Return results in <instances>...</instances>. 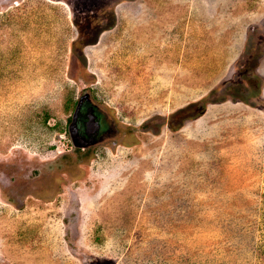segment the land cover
I'll list each match as a JSON object with an SVG mask.
<instances>
[{
    "label": "rangeland",
    "instance_id": "374dc122",
    "mask_svg": "<svg viewBox=\"0 0 264 264\" xmlns=\"http://www.w3.org/2000/svg\"><path fill=\"white\" fill-rule=\"evenodd\" d=\"M0 264H264V0H0Z\"/></svg>",
    "mask_w": 264,
    "mask_h": 264
},
{
    "label": "flooded vegetation",
    "instance_id": "af4514ba",
    "mask_svg": "<svg viewBox=\"0 0 264 264\" xmlns=\"http://www.w3.org/2000/svg\"><path fill=\"white\" fill-rule=\"evenodd\" d=\"M88 109L93 115V120L89 118L90 112H88ZM95 122L98 123L97 128L94 124ZM111 129L113 131L112 123L104 115L103 111L90 101L89 95L79 103L78 99L76 100L67 125V130L75 149L87 151L106 140H111Z\"/></svg>",
    "mask_w": 264,
    "mask_h": 264
},
{
    "label": "water",
    "instance_id": "95a60500",
    "mask_svg": "<svg viewBox=\"0 0 264 264\" xmlns=\"http://www.w3.org/2000/svg\"><path fill=\"white\" fill-rule=\"evenodd\" d=\"M86 96H88V95H87V94H83V95L79 96V98H78V103H79L80 101H82V99L85 98ZM77 107H78V105H77ZM88 112H90V109H88ZM73 116H74V114H73ZM72 118H73V117H72ZM89 118H90V120H93V115L91 114V112L89 113ZM94 124H95V126H96V128H97L98 123L95 122Z\"/></svg>",
    "mask_w": 264,
    "mask_h": 264
},
{
    "label": "trees",
    "instance_id": "16d2710c",
    "mask_svg": "<svg viewBox=\"0 0 264 264\" xmlns=\"http://www.w3.org/2000/svg\"><path fill=\"white\" fill-rule=\"evenodd\" d=\"M75 103H76V102H75ZM75 103H73V107H72V109H74ZM68 120H70V118H69ZM152 125H153V124L148 123V124L146 125V127H150V126H152Z\"/></svg>",
    "mask_w": 264,
    "mask_h": 264
}]
</instances>
